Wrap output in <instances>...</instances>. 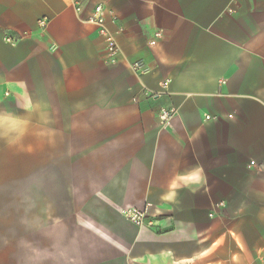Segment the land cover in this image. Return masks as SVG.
Wrapping results in <instances>:
<instances>
[{
  "label": "crops",
  "instance_id": "0c3cea01",
  "mask_svg": "<svg viewBox=\"0 0 264 264\" xmlns=\"http://www.w3.org/2000/svg\"><path fill=\"white\" fill-rule=\"evenodd\" d=\"M0 264H264V0H0Z\"/></svg>",
  "mask_w": 264,
  "mask_h": 264
},
{
  "label": "built area",
  "instance_id": "2783aa9c",
  "mask_svg": "<svg viewBox=\"0 0 264 264\" xmlns=\"http://www.w3.org/2000/svg\"><path fill=\"white\" fill-rule=\"evenodd\" d=\"M75 10L80 18L81 22L89 24L96 28L97 32L104 38L106 43V50L108 54V64L115 65L118 62L120 56V47L116 38V35L110 30V25H116L118 22L117 16L113 13H108L102 4H97L93 6L90 12L87 15H84V7L81 1H76ZM234 9L232 7L227 9V13L234 14ZM48 25V20L43 19L39 21V26L41 28H46ZM7 41L10 43H15L16 40L13 38H7ZM144 65L141 62H136L132 65V71L137 75L144 74ZM149 98L157 97V94L146 93ZM174 112L170 110H162L161 120L165 126L170 125V121L173 117ZM207 119H211L208 117ZM135 222L141 223V218L138 215H134L132 218Z\"/></svg>",
  "mask_w": 264,
  "mask_h": 264
},
{
  "label": "rangeland",
  "instance_id": "374dc122",
  "mask_svg": "<svg viewBox=\"0 0 264 264\" xmlns=\"http://www.w3.org/2000/svg\"><path fill=\"white\" fill-rule=\"evenodd\" d=\"M32 204V203H31ZM27 217H30V221H31V223H32V225H38V222H37V220H38V218H37V216H33L34 214H32V213H30V214H25ZM25 219V218H24ZM15 220H16V224H19L18 222H22L21 220H23V214H20V213H15ZM18 226H20V225H18ZM25 230H23L22 228H19V227H16L15 229H14V235H15V237H18V236H22L23 235V232H24ZM31 231L33 232V231H37V230H34L33 228L31 229Z\"/></svg>",
  "mask_w": 264,
  "mask_h": 264
}]
</instances>
